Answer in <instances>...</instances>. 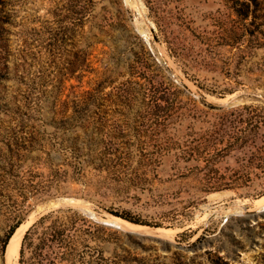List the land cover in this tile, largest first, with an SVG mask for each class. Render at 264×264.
<instances>
[{
  "label": "rangeland",
  "instance_id": "obj_1",
  "mask_svg": "<svg viewBox=\"0 0 264 264\" xmlns=\"http://www.w3.org/2000/svg\"><path fill=\"white\" fill-rule=\"evenodd\" d=\"M5 1L12 23L7 79L0 81V106L3 102L8 106L0 107V126L7 129L14 126L11 120L16 117L31 116L36 140L16 167L25 179L22 185L2 191L9 200H0V264H8L7 247L3 253L1 241L11 223L8 218L18 211L24 215L13 259L19 264L25 230L49 213H40V207L60 200L71 203L59 209H72L86 222L74 218L72 212L62 213L65 221H74L68 240L72 250L66 259L53 260L54 264H264V149L261 162L247 168L251 179L246 186L202 192L187 170L196 163L183 162L170 153L158 160L154 174L145 175L148 185L141 189L139 175L106 178V172L87 166L77 175L67 165L64 149L74 134H64L53 121L56 99L62 102L72 91L81 93L99 85L102 94L96 110L106 130L144 141L147 122L116 108L110 102L113 96H106L117 93L131 77L136 60L143 61L148 72L155 70L156 80L180 91L183 110H197V121L187 118L183 127L191 122L196 129L205 126L203 120L216 112L208 106H264V47L236 50L224 45L219 32L229 28V18L235 16L223 1L174 0L162 5L157 14L145 0L98 2L77 45L88 53L93 71L84 72L81 79L64 80L63 94V62L73 57L50 51L46 41L47 32L62 20V0ZM30 91L31 98L40 96L31 112L26 106ZM236 97L242 102L228 105ZM5 134L0 132V140L11 136ZM236 157L242 155L233 153L219 168L237 169L241 161ZM111 212L144 224L130 223Z\"/></svg>",
  "mask_w": 264,
  "mask_h": 264
},
{
  "label": "trees",
  "instance_id": "obj_2",
  "mask_svg": "<svg viewBox=\"0 0 264 264\" xmlns=\"http://www.w3.org/2000/svg\"><path fill=\"white\" fill-rule=\"evenodd\" d=\"M102 1L62 0V20L58 21L56 28L47 32L49 37L46 41L50 51H62L63 56L73 57L63 62L62 94L65 89L64 80L81 79L84 72L93 71L87 62L88 53L84 49H77V45L83 39L84 25L96 4ZM169 1L174 0H145L150 10L156 14ZM222 1L230 15L235 16V19L229 18V28L222 27L219 32V39L224 45L236 50H241L242 46L263 48L264 0ZM111 2L115 4L118 0ZM6 5L5 0H0V81L7 79L9 69L8 47L12 21ZM154 71L148 72L143 61L136 60L131 77L118 87L117 93L106 95L107 98L113 96L110 102L116 108L121 107L128 115L135 113L147 122L144 141L106 130L105 122L96 110L97 100L102 94V87L99 85L81 93L72 91L62 102L56 99L53 107L54 123L62 126L64 134H74L64 148L67 165L79 176L84 166L98 173L106 172V178L139 175L138 187L143 189L149 180L145 175L150 172L154 174L158 160L165 154L173 153L178 160L196 163L187 170L190 176L198 180L202 192L246 186L251 179L247 168L261 162L264 149V106L243 105L229 109L208 106L209 109H216V112L211 119L203 120L205 126L196 129L193 127L195 123L191 122L183 127L182 122L187 118L197 121V110H183L178 100L180 91L171 83L156 80ZM31 95L30 91L29 103L26 105L29 112L40 100L39 95L34 98ZM58 105L60 108H57ZM1 106L6 107L8 104L3 102ZM103 113L106 114L107 110ZM11 121H15L14 126L9 125L7 129L0 126V132L11 134L7 139L2 137L0 140V200L4 202L9 200V196H2L4 187L19 183L22 185L24 182L25 179L21 178L16 167L26 159L36 140V127L31 122V116H18ZM99 134L102 135L101 138L98 137ZM236 152L242 155V159L236 157L241 161L239 167L221 170L219 164ZM247 154L249 155L245 159ZM135 157L138 165L134 167L132 163ZM20 212H14L8 218L11 223L1 240L3 253L9 239L24 220V215ZM65 212H72L74 218L86 222L84 217L72 209H58L41 216L23 235L19 264H54L53 260H64L70 256L72 248L68 240L72 236L74 221H65L62 218V213ZM111 213L130 223L144 224L137 218ZM214 264L219 263L216 261Z\"/></svg>",
  "mask_w": 264,
  "mask_h": 264
},
{
  "label": "water",
  "instance_id": "obj_3",
  "mask_svg": "<svg viewBox=\"0 0 264 264\" xmlns=\"http://www.w3.org/2000/svg\"><path fill=\"white\" fill-rule=\"evenodd\" d=\"M242 102V99L240 98V97H236V98H234L228 105H235V104H239V103H241ZM69 203H71L70 201H62V200H60V201H57V202H53V203H51V204H49V205H44V206H42V207H40V209L38 210L40 213H43V212H51L52 210H54V209H59V208H61V207H65L66 205H68ZM111 225H113V224H111ZM28 229V228H27ZM26 229V230H27ZM25 230V231H26ZM15 233H16V231L14 232V234L11 236V238L9 239V241H8V244H7V248L8 247H10L11 246V244H12V238H13V236L15 235ZM25 233V232H24ZM136 235H139V236H141V237H144V238H146V239H160V237L159 236H152V235H145V234H140V233H136V232H134ZM179 248L180 249H186V248H184L183 246H179Z\"/></svg>",
  "mask_w": 264,
  "mask_h": 264
},
{
  "label": "bare ground",
  "instance_id": "obj_4",
  "mask_svg": "<svg viewBox=\"0 0 264 264\" xmlns=\"http://www.w3.org/2000/svg\"><path fill=\"white\" fill-rule=\"evenodd\" d=\"M227 193H221L219 196H226ZM22 228H19L15 235L12 238V244L10 247L7 248V260L8 264H14L13 259L16 257L18 253V246L20 242V237H19V231Z\"/></svg>",
  "mask_w": 264,
  "mask_h": 264
}]
</instances>
